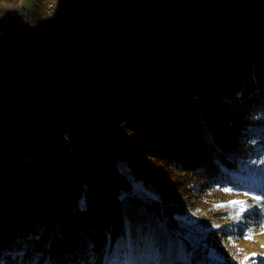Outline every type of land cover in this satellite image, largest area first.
Returning a JSON list of instances; mask_svg holds the SVG:
<instances>
[{"label": "trees", "instance_id": "1", "mask_svg": "<svg viewBox=\"0 0 264 264\" xmlns=\"http://www.w3.org/2000/svg\"><path fill=\"white\" fill-rule=\"evenodd\" d=\"M56 18L46 27L59 36L70 23ZM0 66L6 264L121 256L123 194L171 236L185 233L183 216L214 213L210 194L251 186L264 155V0H139L72 43ZM118 162L154 187L153 201L130 194ZM216 246L204 240L190 263Z\"/></svg>", "mask_w": 264, "mask_h": 264}, {"label": "rangeland", "instance_id": "2", "mask_svg": "<svg viewBox=\"0 0 264 264\" xmlns=\"http://www.w3.org/2000/svg\"><path fill=\"white\" fill-rule=\"evenodd\" d=\"M137 1L139 0H122L120 2L116 0H0V24L3 17L12 16L19 7L41 15L46 13L47 5L53 2L55 5L51 14L53 18L57 17L55 19L57 27H63L68 22L70 23L67 31L59 36L54 35L55 31L48 30L44 25L40 30L27 31L19 37L6 30L4 36L0 38V54H7L0 58L15 60V56H24L29 51L45 50L50 45L52 48H61L75 41L82 32L99 29L110 16L124 12L135 5ZM217 10L216 6L214 8L208 7L205 12L215 15ZM34 43H37L38 47H32ZM258 117L264 121L263 114ZM262 125H257V130H261ZM257 130L250 129L248 135L252 136L255 148L259 149ZM118 167L131 183V195L143 202H151L155 199L156 195L152 185L144 186L141 182L135 181L123 162H118ZM254 168L250 172L252 176L250 179L251 186L245 189L240 187L238 190L232 191H226L225 189L230 188H225L210 194L216 209L214 213H210L208 210L203 213L188 212L180 219L181 226L186 229V232L175 233L172 236L160 221L147 213L142 204L133 205L128 195L123 194L121 197L127 236L119 243L121 256L108 257L104 264H106V260L112 261L114 264L116 261H121L123 264H133L134 254L138 257L140 252L144 251V249L143 251L139 249L136 252L134 242L137 241L141 244L142 235H145L146 246L151 245L157 227L165 235L164 238L160 239V245H155L148 250L152 263L157 262L160 251L163 249L170 254L179 252L177 261L173 264H194L190 263V256L198 249L200 243L209 240V243L217 245V248L210 247L204 253V259L195 264H202L209 256L215 264H242V262L244 264H264V215L257 216L256 213L260 212L261 209L251 207L252 205L264 204V155L258 160ZM245 192L249 195H245ZM252 195H258L259 199L253 200ZM232 201L236 202L234 206L229 204ZM245 208L248 211L242 212V209ZM238 215L243 218L237 219ZM224 225L231 230L238 229V233L233 237L217 238L215 242L214 235H212L214 234L213 229ZM246 258L249 259L246 260Z\"/></svg>", "mask_w": 264, "mask_h": 264}, {"label": "built area", "instance_id": "3", "mask_svg": "<svg viewBox=\"0 0 264 264\" xmlns=\"http://www.w3.org/2000/svg\"><path fill=\"white\" fill-rule=\"evenodd\" d=\"M66 3V2H65ZM55 3H49L47 5L46 13L41 15L36 13H31L22 7H19L17 12L20 13V20L16 22H8V17L6 20H2L0 24V38L4 36L5 31H11L15 36L19 37L22 33L27 31H33L40 29L43 25L53 19L51 11L54 9Z\"/></svg>", "mask_w": 264, "mask_h": 264}, {"label": "bare ground", "instance_id": "4", "mask_svg": "<svg viewBox=\"0 0 264 264\" xmlns=\"http://www.w3.org/2000/svg\"><path fill=\"white\" fill-rule=\"evenodd\" d=\"M2 20H6V18H3ZM20 20V13L16 12L15 14H13L12 16L8 17V22H16ZM52 20L48 21L46 23V25L50 24ZM2 23V21H1ZM126 209V206H125ZM146 231V230H145ZM164 232L157 227V232L155 234V236L152 239V244L149 246H146L147 242L145 240V235H142V242L141 244L138 243L137 241L134 242L135 245V249L136 252H138L139 249H144L143 252H140L139 256L136 257L135 256V252L133 251L132 253L134 254V259H133V264H173L175 261H177V257H178V251H176L175 253H166L162 248V250L160 251V255L157 259L156 263H152V258L149 256L148 250L152 249L155 245H160V239L163 237L164 238ZM166 245V242H165ZM145 247V248H144Z\"/></svg>", "mask_w": 264, "mask_h": 264}, {"label": "snow or ice", "instance_id": "5", "mask_svg": "<svg viewBox=\"0 0 264 264\" xmlns=\"http://www.w3.org/2000/svg\"><path fill=\"white\" fill-rule=\"evenodd\" d=\"M226 191H232V189H225ZM245 195H249V193L245 192L244 193ZM251 198L253 200H258L259 199V196L258 195H252ZM230 205H235L236 202L235 201H232V202H229ZM252 208H260L261 211L260 212H257L256 215L257 216H260V215H264V204H261V205H252L251 206ZM248 209L245 208V209H242V212H247ZM243 217L242 216H239L237 217V219H242ZM219 227V226H217ZM34 239H36V236L34 234L33 236ZM245 238H250V237H245ZM37 242H38V239H37ZM255 255V254H253ZM249 259V258H246V260ZM0 264H6V259H5V255H4V250L3 249H0ZM81 264H96L94 258H89L87 261H82ZM106 264H114V262L112 261H107L106 260ZM115 264H123V262L121 261H116ZM202 264H215L214 260L211 258V256L207 257L203 262ZM242 264H244V262H242Z\"/></svg>", "mask_w": 264, "mask_h": 264}, {"label": "water", "instance_id": "6", "mask_svg": "<svg viewBox=\"0 0 264 264\" xmlns=\"http://www.w3.org/2000/svg\"><path fill=\"white\" fill-rule=\"evenodd\" d=\"M117 2H120L121 0H116ZM52 22V21H51ZM51 24V23H50ZM50 24H48V25H44V26H49ZM38 30H40V29H38ZM3 37V36H2ZM16 57V59L15 60H12V61H17V60H20L23 56H15ZM14 57V58H15ZM1 59V58H0ZM2 60V59H1ZM11 60V59H10ZM0 68H1V66H0Z\"/></svg>", "mask_w": 264, "mask_h": 264}, {"label": "crops", "instance_id": "7", "mask_svg": "<svg viewBox=\"0 0 264 264\" xmlns=\"http://www.w3.org/2000/svg\"><path fill=\"white\" fill-rule=\"evenodd\" d=\"M122 1V0H121Z\"/></svg>", "mask_w": 264, "mask_h": 264}]
</instances>
